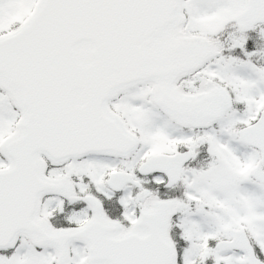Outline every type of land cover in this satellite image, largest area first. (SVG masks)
<instances>
[{"label": "snow or ice", "instance_id": "1", "mask_svg": "<svg viewBox=\"0 0 264 264\" xmlns=\"http://www.w3.org/2000/svg\"><path fill=\"white\" fill-rule=\"evenodd\" d=\"M0 264H264V0H0Z\"/></svg>", "mask_w": 264, "mask_h": 264}]
</instances>
